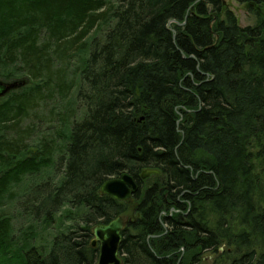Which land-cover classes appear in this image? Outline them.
Instances as JSON below:
<instances>
[{
	"label": "trees",
	"instance_id": "16d2710c",
	"mask_svg": "<svg viewBox=\"0 0 264 264\" xmlns=\"http://www.w3.org/2000/svg\"><path fill=\"white\" fill-rule=\"evenodd\" d=\"M236 1L255 25L224 0H0V77L24 79L0 97V264H97L117 217L123 264H264V0ZM124 173L131 200L101 192Z\"/></svg>",
	"mask_w": 264,
	"mask_h": 264
},
{
	"label": "water",
	"instance_id": "95a60500",
	"mask_svg": "<svg viewBox=\"0 0 264 264\" xmlns=\"http://www.w3.org/2000/svg\"><path fill=\"white\" fill-rule=\"evenodd\" d=\"M16 87L17 84L5 86L4 83L0 82V97ZM159 173L160 171L157 169H146L141 174V178L145 179L152 174ZM138 191L139 185L129 173L114 177L106 181L101 187L103 194L109 195L118 201L131 200ZM124 228L125 220L123 217H117L108 224H99L93 228L92 246L99 249L97 264H123L120 246ZM220 250L223 251V248H220Z\"/></svg>",
	"mask_w": 264,
	"mask_h": 264
},
{
	"label": "rangeland",
	"instance_id": "374dc122",
	"mask_svg": "<svg viewBox=\"0 0 264 264\" xmlns=\"http://www.w3.org/2000/svg\"><path fill=\"white\" fill-rule=\"evenodd\" d=\"M225 3L228 5V8L235 14L239 24L242 27H246V26H253L256 24L257 21V16L256 13L253 12L249 6L247 4H243V3H239L236 0H224ZM21 78H12L10 80H7L6 78L0 77V82L4 83L5 86L8 85H13V84H19L20 82H22ZM66 103V101L64 102ZM54 103H52V107H54ZM44 113H47V110L43 111ZM32 125L29 121H26L22 127L26 128L27 126ZM35 125V124H34ZM41 127V125L39 126ZM48 130V126H43L42 128H39L38 131H41L43 133H45ZM18 212V208H16V210H14L13 215H16ZM18 222V220H16V223ZM21 225H23V221L20 222ZM26 224H24L25 226ZM48 232L45 233H41V235H44L47 237ZM40 235V238H41ZM206 259L205 261H209V262H213V260L215 259V256H213L211 253H207L205 254ZM211 257V258H210ZM210 264V263H208Z\"/></svg>",
	"mask_w": 264,
	"mask_h": 264
}]
</instances>
